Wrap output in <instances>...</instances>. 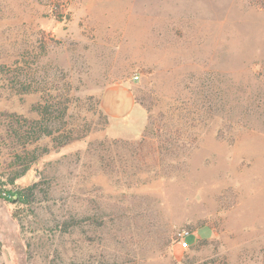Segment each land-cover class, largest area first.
<instances>
[{"label": "rangeland", "instance_id": "1", "mask_svg": "<svg viewBox=\"0 0 264 264\" xmlns=\"http://www.w3.org/2000/svg\"><path fill=\"white\" fill-rule=\"evenodd\" d=\"M0 264H264V0H0Z\"/></svg>", "mask_w": 264, "mask_h": 264}, {"label": "crops", "instance_id": "2", "mask_svg": "<svg viewBox=\"0 0 264 264\" xmlns=\"http://www.w3.org/2000/svg\"><path fill=\"white\" fill-rule=\"evenodd\" d=\"M100 108L110 119H122L129 116L136 108L131 86L117 83L106 86L99 98Z\"/></svg>", "mask_w": 264, "mask_h": 264}, {"label": "built area", "instance_id": "3", "mask_svg": "<svg viewBox=\"0 0 264 264\" xmlns=\"http://www.w3.org/2000/svg\"><path fill=\"white\" fill-rule=\"evenodd\" d=\"M136 77V76H135ZM192 232H190L187 229H183L179 233V239L177 240V244L180 248H187L189 246L188 237L191 235Z\"/></svg>", "mask_w": 264, "mask_h": 264}, {"label": "trees", "instance_id": "4", "mask_svg": "<svg viewBox=\"0 0 264 264\" xmlns=\"http://www.w3.org/2000/svg\"><path fill=\"white\" fill-rule=\"evenodd\" d=\"M48 106H44V114L46 113V110H47ZM37 124H41V122H37ZM48 133V135L51 133V132H46V134ZM32 190V186H29V187H26V188H23L21 190H18V197H23V195H26L28 191Z\"/></svg>", "mask_w": 264, "mask_h": 264}]
</instances>
